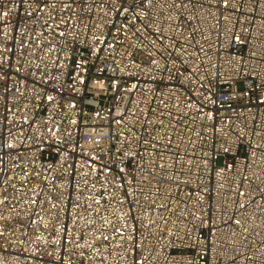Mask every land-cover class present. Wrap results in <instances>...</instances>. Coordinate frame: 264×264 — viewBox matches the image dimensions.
I'll return each mask as SVG.
<instances>
[{"label": "built area", "instance_id": "2783aa9c", "mask_svg": "<svg viewBox=\"0 0 264 264\" xmlns=\"http://www.w3.org/2000/svg\"><path fill=\"white\" fill-rule=\"evenodd\" d=\"M0 264H264V0H0Z\"/></svg>", "mask_w": 264, "mask_h": 264}]
</instances>
